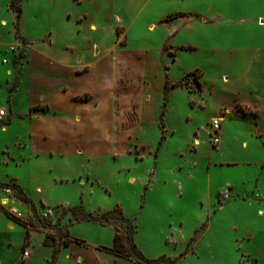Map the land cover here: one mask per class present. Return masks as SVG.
Listing matches in <instances>:
<instances>
[{"label": "rangeland", "instance_id": "rangeland-1", "mask_svg": "<svg viewBox=\"0 0 264 264\" xmlns=\"http://www.w3.org/2000/svg\"><path fill=\"white\" fill-rule=\"evenodd\" d=\"M0 18L8 22H0V106L8 111L0 120V184H9L0 186V207L15 197L17 205L52 211L46 220L27 222L37 231L30 248L20 249L24 228H8L7 207L0 208L1 264H25L30 252L33 264H49L42 233L55 239V248L61 231L107 247L116 232L124 235L120 219L77 221L68 209L80 204L95 215L121 209L149 259L264 264V0H0ZM29 45L67 53L70 63L92 55L113 62L114 100L126 106L131 99L132 110L128 121L122 116L111 152L37 162L17 147L21 120L1 131L15 114L6 93ZM105 75L97 68V83ZM14 95L17 111L28 109L25 96ZM18 172L32 199L11 187ZM59 264L72 263L63 256Z\"/></svg>", "mask_w": 264, "mask_h": 264}, {"label": "crops", "instance_id": "crops-1", "mask_svg": "<svg viewBox=\"0 0 264 264\" xmlns=\"http://www.w3.org/2000/svg\"><path fill=\"white\" fill-rule=\"evenodd\" d=\"M2 21L6 22L4 27L7 26L6 19L0 18V22ZM25 38L29 39L26 36ZM52 54L51 52L36 50L31 45L26 47L25 63L18 70V74L16 73L17 78L14 79L13 85L6 93L8 94L7 101L10 104V110L12 106L15 109V114L12 119L10 116V120L1 127V131L7 132L8 125L14 122L16 118L21 120V122H16L21 124L25 132L19 137L17 147H21L20 153L26 155L27 160L36 159L37 162H40V159L42 161L46 160L47 155L53 157L54 155L87 154L86 150H89L90 154L111 152L115 131L118 132V128L123 129L122 116L128 121V109L132 110L131 99H129V104L126 106L118 105L114 100L117 96V78L115 80L116 74L113 62L109 59H98L97 61L95 55H92L87 61L81 60L78 64H75L67 61L70 56L67 53L62 52L55 56ZM0 68L2 69L1 66ZM97 68L106 72L103 83H97ZM7 72H11L10 68ZM9 74L13 76V72ZM0 78L2 77L0 76ZM126 86L128 88L131 85L126 84ZM163 88L164 85L161 88L162 92ZM17 91L26 98L25 103L28 109L24 111H17L16 109L14 94ZM130 92H133V90L131 89ZM39 105L44 106L40 107L42 109L41 113L29 116L32 111H37V109L32 108L39 107ZM0 109H5L8 113L7 108L0 106ZM20 115L24 117H19ZM87 136H90V141L84 140ZM19 141L22 142V146H19ZM196 141V143H199V140L196 139ZM86 144L90 148H87ZM27 166L29 165L26 164L25 168ZM39 167H42L41 163H39ZM19 175L20 172L17 173L15 184L20 189L25 188V192L23 193L21 190L18 191V194L21 196L20 198L29 199L31 197L29 195L33 193L27 182H19ZM79 178L82 186H86L85 179L81 176ZM67 181L68 179L65 177L55 178V182ZM32 197L34 198V196ZM6 200L9 201V205L12 199L7 197ZM4 201L5 199L2 200V203ZM8 205L2 207L5 208ZM18 206L25 213V220L13 219L8 215L7 210L3 209L7 218L6 225L8 228H13L18 224L24 228L25 238L20 244V249H29L32 245L33 231L37 230L32 229L33 226L30 228L27 222L43 219L40 218V213L35 207L30 204L23 205L20 203ZM62 215L66 214L62 213ZM66 233L67 235L63 236V239L66 238L68 244H62L59 248H55V245H45L44 239L48 233H42L40 243L42 246L49 248V252L45 256L49 264H55L51 261L55 249L59 251L57 264L61 262L63 256L72 264H90L89 261L93 257L96 259L94 264H134L133 261L116 256L105 249L110 248V246L87 243L82 239L71 236L69 231H66ZM31 254L30 252L25 264L34 263V256Z\"/></svg>", "mask_w": 264, "mask_h": 264}, {"label": "trees", "instance_id": "trees-1", "mask_svg": "<svg viewBox=\"0 0 264 264\" xmlns=\"http://www.w3.org/2000/svg\"><path fill=\"white\" fill-rule=\"evenodd\" d=\"M13 8H15V11L19 14L21 13V9L19 7H17L15 4H13ZM181 15L180 13H176ZM163 94H164V99H166V83L164 84V88H163ZM32 109H39L38 106H35ZM9 186V184H0V186ZM11 187L15 188L17 191H21L20 187L16 184H11ZM68 211L71 212V214L75 217V219L77 221H91V222H98V223H103L109 219H120L123 222L126 223V230L124 235L123 234H119L118 232H116L113 236V245L110 248H105L107 251L112 252L114 255L122 257V258H126L129 259L131 261L134 262V264H174V261L166 256H160L156 259H149L147 258L143 252L141 251V249L138 247V245L135 243L134 241V233L135 230L129 220V218L125 217L121 211V209L114 207L111 209H107L105 210L102 214L100 215H95L89 211H87V209H85V207L80 204V205H76L71 207L70 209H68ZM23 225L24 223L21 222ZM67 233L66 232H60L59 236H66ZM27 236H28V231H27ZM26 236V238H27ZM83 242V241H82ZM44 244L45 245H54L55 244V239L50 237L49 235L45 236L44 239ZM63 245H67L68 241L66 238L63 239L62 242ZM55 251L53 252V256H52V263L54 262L55 259Z\"/></svg>", "mask_w": 264, "mask_h": 264}, {"label": "built area", "instance_id": "built-area-1", "mask_svg": "<svg viewBox=\"0 0 264 264\" xmlns=\"http://www.w3.org/2000/svg\"><path fill=\"white\" fill-rule=\"evenodd\" d=\"M6 117V110L5 109H0V120H2L3 118ZM219 125L220 123L218 122V120H214L213 121V125H212V143L214 144H218L220 141V137L218 134L219 131ZM7 193H10V189H4ZM11 203L8 205L7 207V213L9 216H11L13 219L16 220H25V213L23 211H21V209L19 208V206L16 204V198L15 197H11ZM5 204V201L4 203ZM39 216L41 219L46 220L49 218V216L51 215L52 211L50 209L47 210H43L41 212H39ZM25 255H27V252L25 253Z\"/></svg>", "mask_w": 264, "mask_h": 264}, {"label": "bare ground", "instance_id": "bare-ground-1", "mask_svg": "<svg viewBox=\"0 0 264 264\" xmlns=\"http://www.w3.org/2000/svg\"><path fill=\"white\" fill-rule=\"evenodd\" d=\"M1 24H2V25H5V22L2 21Z\"/></svg>", "mask_w": 264, "mask_h": 264}]
</instances>
